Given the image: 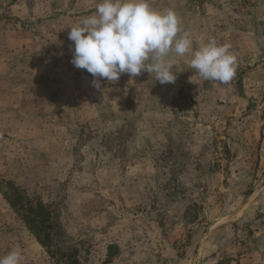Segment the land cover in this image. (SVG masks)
<instances>
[{
    "label": "rangeland",
    "instance_id": "374dc122",
    "mask_svg": "<svg viewBox=\"0 0 264 264\" xmlns=\"http://www.w3.org/2000/svg\"><path fill=\"white\" fill-rule=\"evenodd\" d=\"M100 0H0V257L21 264H264V0H148L236 75L93 77L71 26Z\"/></svg>",
    "mask_w": 264,
    "mask_h": 264
},
{
    "label": "clouds",
    "instance_id": "9594fccd",
    "mask_svg": "<svg viewBox=\"0 0 264 264\" xmlns=\"http://www.w3.org/2000/svg\"><path fill=\"white\" fill-rule=\"evenodd\" d=\"M73 42L70 63L93 77V87L101 80L114 83L122 74L137 77L142 72L155 73L160 84L175 83V64L168 59L191 55V68L207 81L230 83L236 75V57L230 45L215 38L193 51L190 33L172 9L154 10L148 0H100L96 11L68 27ZM23 257L11 251L0 257V264H21Z\"/></svg>",
    "mask_w": 264,
    "mask_h": 264
}]
</instances>
